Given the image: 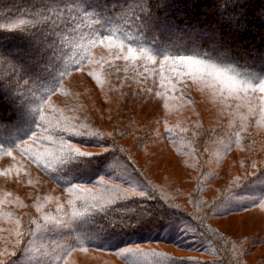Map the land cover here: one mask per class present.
Wrapping results in <instances>:
<instances>
[{
  "label": "trees",
  "instance_id": "obj_1",
  "mask_svg": "<svg viewBox=\"0 0 264 264\" xmlns=\"http://www.w3.org/2000/svg\"><path fill=\"white\" fill-rule=\"evenodd\" d=\"M0 70L33 94L26 123L0 82V264H264V223H219L264 215V0H0ZM69 146L99 154L71 185Z\"/></svg>",
  "mask_w": 264,
  "mask_h": 264
},
{
  "label": "snow or ice",
  "instance_id": "obj_2",
  "mask_svg": "<svg viewBox=\"0 0 264 264\" xmlns=\"http://www.w3.org/2000/svg\"><path fill=\"white\" fill-rule=\"evenodd\" d=\"M72 11H75L73 7ZM67 9L61 12L59 8L51 10L50 14H46L41 11L38 13H33L29 19L32 21L31 26L26 25L24 20L20 21V25L24 27V31H38L42 28H50L51 31L46 33V37H53L58 32H63L66 28L71 27L74 23L73 18L69 17L67 14ZM82 135L86 137H96L98 134L95 132H86ZM99 144V142H97ZM69 151L66 155L58 159V169L62 175L65 177H70L68 179V184H73V181L77 179L82 173L87 171L88 165L94 163V157L98 156V153L91 151H84L80 148H73L69 146ZM11 155V153H8ZM119 194L113 193V198L106 201L105 207L101 209L102 214L108 217L112 214L111 227H115L116 224L130 225L132 222H140L145 215L148 214V210L142 206L129 207L132 203L140 204L138 198H148V194L144 190L137 191L134 188L121 189L118 190ZM183 231L191 232L194 228L190 224H185L183 226ZM125 251H132V249H126ZM123 254V253H122Z\"/></svg>",
  "mask_w": 264,
  "mask_h": 264
},
{
  "label": "rangeland",
  "instance_id": "obj_3",
  "mask_svg": "<svg viewBox=\"0 0 264 264\" xmlns=\"http://www.w3.org/2000/svg\"><path fill=\"white\" fill-rule=\"evenodd\" d=\"M45 2H42V4L44 5ZM46 4V3H45ZM39 3H35L33 4V7H38ZM49 37H46V35L43 36V39H47ZM52 37L49 38V40H51ZM45 42L42 41L40 43H38V46H42ZM54 49L51 48H47L46 51H53ZM225 57H229V55L227 54ZM50 61H54V58L52 57L50 59ZM1 76H0V82H1V86L2 88L8 92V96L10 98V96L14 97V101L10 102L13 105H18L19 112H24L25 116L23 118V120L28 123L30 120V111L32 110V97L33 94L29 93H24L21 92L24 89H28V87H24V86H19L15 81L16 77H13L11 79L10 76H8L6 73H4V71L0 70ZM15 85L17 89L12 88V86ZM22 130H13L14 133L20 132ZM220 226H222V228L226 229V228H231L233 229L235 226L238 228V230H240V228H244V229H249L250 232H255V231H261L262 229V223H264V215L263 214H247V215H242L239 217H231L228 219H223L222 221L219 222ZM233 227V228H232ZM38 256V255H37ZM34 257H36V255H34ZM97 260V261H96ZM103 257H99L98 259H88L87 261H85L88 264H100L101 262H103ZM41 262V260H36V263Z\"/></svg>",
  "mask_w": 264,
  "mask_h": 264
}]
</instances>
